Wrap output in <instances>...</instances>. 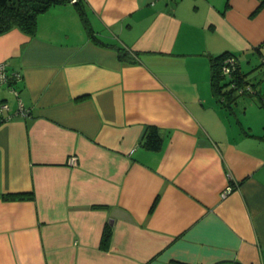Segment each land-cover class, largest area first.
Here are the masks:
<instances>
[{
    "label": "crops",
    "instance_id": "crops-1",
    "mask_svg": "<svg viewBox=\"0 0 264 264\" xmlns=\"http://www.w3.org/2000/svg\"><path fill=\"white\" fill-rule=\"evenodd\" d=\"M82 3L0 33V264H264V0Z\"/></svg>",
    "mask_w": 264,
    "mask_h": 264
},
{
    "label": "trees",
    "instance_id": "trees-1",
    "mask_svg": "<svg viewBox=\"0 0 264 264\" xmlns=\"http://www.w3.org/2000/svg\"><path fill=\"white\" fill-rule=\"evenodd\" d=\"M70 0H0V33L5 32L12 27H18L23 32L33 35L37 28V15L44 12L49 7L55 4L65 3ZM73 4L76 6L81 21L90 36H93L88 24L86 12L82 0H75ZM119 59L129 62L137 60L136 52H131L123 47H116ZM234 56L235 54L223 52L217 56H213L210 60L211 78L213 85V92L223 99L229 98L230 93L245 86L250 89H243L241 93L251 92L252 84L243 79V75L239 70V64L235 65V69L231 72L230 76L222 73V66L225 64V58ZM238 59V58H237ZM227 79V80H226ZM226 80V81H225ZM226 85L230 87L225 89ZM140 143L149 150H158L162 145V137L155 126H148ZM4 197L15 198L22 197L21 195H5ZM108 235H105L107 240Z\"/></svg>",
    "mask_w": 264,
    "mask_h": 264
},
{
    "label": "built area",
    "instance_id": "built-area-1",
    "mask_svg": "<svg viewBox=\"0 0 264 264\" xmlns=\"http://www.w3.org/2000/svg\"><path fill=\"white\" fill-rule=\"evenodd\" d=\"M71 2H74L75 0H70ZM238 64V59L234 56H228L225 58V64L222 66V73L226 75L227 77L230 76L231 72L235 69V65ZM21 77V74L19 72H8L7 70V64L5 62H0V84L2 83H11L13 81H16ZM243 89L249 90L250 87L247 85L243 88H240L239 91L241 92ZM11 91L17 96L18 93L15 89L11 87ZM9 109V105L5 102L0 104V123L7 118L10 117V115L4 114L5 111ZM15 113L20 114L22 116L29 115V110L24 107L21 100H18L17 108L15 110ZM71 162H75V156H71L70 158ZM225 195V192L222 193V196Z\"/></svg>",
    "mask_w": 264,
    "mask_h": 264
}]
</instances>
